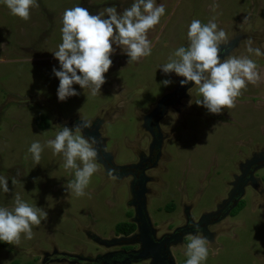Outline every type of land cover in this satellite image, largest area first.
<instances>
[{
	"label": "rangeland",
	"instance_id": "374dc122",
	"mask_svg": "<svg viewBox=\"0 0 264 264\" xmlns=\"http://www.w3.org/2000/svg\"><path fill=\"white\" fill-rule=\"evenodd\" d=\"M37 3L39 7L24 21L0 0V176L8 180L10 189L9 193L0 189V206L11 208L19 193L44 209L47 219L33 226L31 240L22 235L18 246L0 242V264H100L126 245L139 250L134 235H115L117 224L133 221V201L138 197L133 193L135 182L121 171L110 179L108 172L144 165L151 159L157 132L161 138L156 158L140 170L143 202L156 237L174 236L171 230L185 227L191 212L195 217L216 216L229 200V192L234 198L247 178L239 199L245 200V209L234 218L226 213L223 221L202 231L210 242L203 264H264V167L247 174L254 162L264 161V79L248 84L234 108L215 115L195 104L202 97L193 83L182 87L183 77L160 69L175 49L188 46L193 19L208 23L215 17L228 36V42L220 46V59L248 56L264 77V55L247 50L251 38L264 53V0H156L165 6V14L148 33L151 55L128 64L129 58L117 47L101 95L93 97L87 88L73 85L79 95L63 103L57 96L59 80L53 68L60 70V66L53 53L62 43L65 10L81 6L98 14L115 6L122 12L134 0ZM164 80L171 83L164 86ZM165 99V113L152 126L153 134L147 119ZM43 118L50 122L48 130L38 126ZM81 119L92 125L83 130V136L98 137L99 170L86 195L76 197L65 189L74 172L63 167L62 154L54 155L46 142L55 138V126L74 128ZM34 141L45 145L39 165L28 152ZM102 155L112 166L101 161ZM13 178L20 182L13 185ZM187 243L170 246L176 264H186ZM115 259L107 264H120Z\"/></svg>",
	"mask_w": 264,
	"mask_h": 264
},
{
	"label": "clouds",
	"instance_id": "9594fccd",
	"mask_svg": "<svg viewBox=\"0 0 264 264\" xmlns=\"http://www.w3.org/2000/svg\"><path fill=\"white\" fill-rule=\"evenodd\" d=\"M3 2L13 16L24 21L30 19L33 8L39 7L37 0ZM216 7L218 5H213V9ZM164 14L165 6L157 5L156 0H134L122 12H118L115 6L106 7L98 14H92L81 6L66 9L62 18V43L53 53L60 66V70L53 68L59 80L58 100L64 102L78 96L73 85L87 88L93 97L101 95V88L106 83L105 74L113 64L111 57L117 47L129 58L128 64L150 56L152 44L148 33L160 23ZM187 37L188 46L175 49L160 69L165 74L175 73L183 77L182 87L193 83L202 97L195 104L206 108L209 113L219 115L224 109L234 108L248 84L256 85L264 79L257 63L248 56L227 55L220 59V46L228 42V36L218 28L215 17L208 23L193 19ZM247 45L249 53L264 55L260 48L254 47L251 38ZM170 83L169 80L162 81L164 86ZM91 126L90 122L82 119L74 128L57 125L55 138L46 142L54 155L62 154L63 167L74 172V179L67 182L65 189L76 197L86 195L85 189L99 170L98 141L94 137L83 136V130ZM44 147L39 141H34L28 149L36 165L40 164ZM115 172V169L108 172L110 179H116ZM19 182L12 179L13 185ZM0 189L4 193L10 192L8 180L3 176H0ZM46 219L44 209L25 201L17 193L11 208L0 206V242L18 246L22 235L31 240L34 238L33 226H40ZM192 227L196 235L185 237L188 241L184 246L186 264H203L209 256L210 242L198 225Z\"/></svg>",
	"mask_w": 264,
	"mask_h": 264
},
{
	"label": "flooded vegetation",
	"instance_id": "af4514ba",
	"mask_svg": "<svg viewBox=\"0 0 264 264\" xmlns=\"http://www.w3.org/2000/svg\"><path fill=\"white\" fill-rule=\"evenodd\" d=\"M176 97H173L172 100H175ZM170 100V102L172 101ZM155 125L157 126V122L156 119L153 121L152 126ZM157 131V129H156ZM158 133V132H157ZM157 133H156V140H155V145L154 148L152 149L151 152V159H147L148 161H144V165H140L139 167L130 169V170H124L122 171L121 169H115L116 172L114 174H122L121 172H124L123 174H126V176L131 177L135 182L133 183V193L135 194V196L137 198L134 199L133 201V207H134V213L133 215L130 217L131 220L133 221H128V222H124V223H132L136 226V232H139L136 235V232L132 235H134V240L139 241L141 248L139 250H135V247H132L130 245H126L123 249L122 252H117L114 253V255H109L108 258H104L102 262H104V264L109 263L110 260H112V258L116 257L115 261H117L120 264H132L135 261H140L141 260V252H142V240L145 236L149 235L152 237V239L154 240V242L156 244H160L161 245V249L162 252L159 253L160 254V258L161 260L159 261L158 264H176V254L172 253L170 251V246L174 243L175 245L178 243L182 244L187 242L185 239L181 240V237H186L188 234H191L195 231V228H193V225H198L201 229V231L205 232L206 231V227L210 226L212 224H217L221 221L224 220L223 217H225L226 213H228V217L230 218H234L236 216H238L242 211H240L237 215H233L234 210L238 207V205L241 204V202H245V200H239L241 193H242V188L243 185L245 183V181H247V178H244L240 183L239 187L237 190L236 195L234 196V198H232V190L229 192V203L228 201H226V203L224 204V206L220 207L218 210H220L219 214H217L216 216H204V217H200V215H198V219H196L197 217H195L193 215V213L191 212V215H188V221L187 224L185 225V227L183 228H176L177 231L171 230L175 232L174 236H170L169 234H165L163 235V237L161 239H158L155 235V231L152 228V225L148 219V215H147V211L145 209V202L144 201V196L142 194L143 190L145 188H142V183L144 181V177L143 175H141V171L140 170H144L145 168H147L148 166H150L153 162V159L156 158L157 155V151H159L158 147L160 145V138L157 137ZM109 166H112L110 162H108ZM264 167V161H260L257 160L256 162L253 163V165L250 166V169H248V176H250L253 172V170L255 169H262ZM111 169V168H110ZM111 169V170H113ZM247 170V166L245 167V172ZM147 180V179H145ZM236 189V188H235ZM236 192V191H235ZM140 198V199H139ZM239 200V201H238ZM238 201V202H237ZM198 221V222H196ZM170 229V228H169ZM116 236H122L125 237L123 235H117L115 232ZM131 235V236H132ZM129 236V237H131ZM129 237H125V238H129ZM181 246V245H180ZM144 251V250H143ZM154 250L151 249L149 250V254H151ZM158 255V254H157ZM106 259V260H105ZM105 260V261H104ZM151 261H153L152 259H150ZM102 262L100 264H102ZM153 262H151L152 264ZM99 264V263H97Z\"/></svg>",
	"mask_w": 264,
	"mask_h": 264
},
{
	"label": "water",
	"instance_id": "95a60500",
	"mask_svg": "<svg viewBox=\"0 0 264 264\" xmlns=\"http://www.w3.org/2000/svg\"><path fill=\"white\" fill-rule=\"evenodd\" d=\"M182 90L184 91V88H182ZM167 100L165 99L163 102H161L160 105H159L158 111H156L154 114L150 115L148 117V119H147V125H148V128L147 129L148 130L150 129L151 131H153V134H154V130H153V127H152V123L156 119V122H157V125H158V121L160 120V118L165 113V104H166V101ZM158 137L161 138V136H158ZM95 138H98V137L95 136ZM99 158L101 159V161H103L105 163L106 162H109V160H110V159H108L106 157V155H102ZM105 165H107V163ZM143 195H144V193H143ZM142 244H143V246H142V252H141V255H140L141 260L152 259L153 260L152 261L153 262L152 264H158L159 261L161 260L160 254H159V253L162 252L161 245L160 244H156L154 242V240L152 239V237L149 236V235H147V236H145L143 238ZM151 249H153L154 251L151 254H149V250H151Z\"/></svg>",
	"mask_w": 264,
	"mask_h": 264
},
{
	"label": "trees",
	"instance_id": "16d2710c",
	"mask_svg": "<svg viewBox=\"0 0 264 264\" xmlns=\"http://www.w3.org/2000/svg\"><path fill=\"white\" fill-rule=\"evenodd\" d=\"M38 126L41 130H48L50 128V122L47 119H39L37 121ZM245 208V202H241L240 205L234 210L233 215H237L240 211ZM115 232L117 235H123L125 237H129L136 232V226L132 223H119L115 227ZM6 245V243H4ZM11 264H21L18 261H14Z\"/></svg>",
	"mask_w": 264,
	"mask_h": 264
},
{
	"label": "built area",
	"instance_id": "2783aa9c",
	"mask_svg": "<svg viewBox=\"0 0 264 264\" xmlns=\"http://www.w3.org/2000/svg\"><path fill=\"white\" fill-rule=\"evenodd\" d=\"M60 102V101H59ZM60 103H63V102H60Z\"/></svg>",
	"mask_w": 264,
	"mask_h": 264
}]
</instances>
